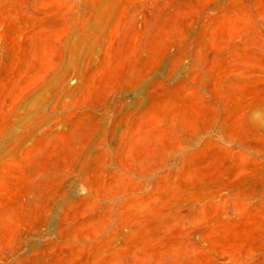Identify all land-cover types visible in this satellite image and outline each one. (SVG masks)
Here are the masks:
<instances>
[{
  "label": "rangeland",
  "instance_id": "rangeland-1",
  "mask_svg": "<svg viewBox=\"0 0 264 264\" xmlns=\"http://www.w3.org/2000/svg\"><path fill=\"white\" fill-rule=\"evenodd\" d=\"M0 264H264V0H0Z\"/></svg>",
  "mask_w": 264,
  "mask_h": 264
}]
</instances>
